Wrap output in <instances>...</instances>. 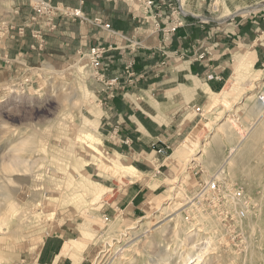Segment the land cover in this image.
I'll return each instance as SVG.
<instances>
[{"label": "rangeland", "instance_id": "1", "mask_svg": "<svg viewBox=\"0 0 264 264\" xmlns=\"http://www.w3.org/2000/svg\"><path fill=\"white\" fill-rule=\"evenodd\" d=\"M181 3L179 13L186 10ZM207 7L204 15L212 23L264 16V0H208ZM8 9L0 0V18L10 15ZM38 30L34 36L44 40L49 29ZM141 48L142 42L132 45L124 60H136ZM241 60L205 111L196 107L204 113L193 130L202 127L181 174L167 178L159 190L145 187L142 202L122 212L118 201L131 183L127 176H139L137 169L130 166L135 170L127 173L122 163H113L115 175L100 172L93 160L111 164V150L102 125L91 128L90 121L108 108V94L126 82L124 73L109 85L107 79L117 74L100 77L87 57L31 70L14 62L1 66L0 260L14 259L21 232L68 218L84 222L88 237L79 239L89 245L83 264H264V57L255 67L251 58ZM157 164L148 168L147 180L163 176ZM213 177L219 190L207 187ZM77 209L81 216L73 214Z\"/></svg>", "mask_w": 264, "mask_h": 264}, {"label": "crops", "instance_id": "2", "mask_svg": "<svg viewBox=\"0 0 264 264\" xmlns=\"http://www.w3.org/2000/svg\"><path fill=\"white\" fill-rule=\"evenodd\" d=\"M157 1L155 14H148L138 7L137 0H54L61 6L80 8L87 18H100L111 24V28L60 13L55 27L45 32L44 40L33 34V30L43 27L42 20H38L0 49V54L7 55L0 56V68L8 69L14 62L31 70L42 64L65 65L84 57L89 60L92 48L106 47L105 66L100 70L110 77L121 72L122 62L132 46L130 38L142 42L135 64L140 79L136 85L122 83L113 87L114 97L108 99V108L103 110L97 124L102 125L111 161L116 157L114 164L134 166L139 175L127 176L131 183L126 185L118 201L120 212L131 204L139 205L145 196V187L159 190L167 178L181 174L185 155L191 150H184L183 144L190 137L188 134L199 126L193 130L213 94L226 89L234 66L241 59L251 58L250 67H255L264 57L263 15L253 13L235 21L212 23V17L204 15L208 0ZM178 2L185 5L182 13L176 9ZM5 3L9 13L19 8L15 15L17 24L28 22L34 14L31 0H5ZM175 20L181 25L167 33L166 29ZM201 53L204 57L198 56ZM197 106L203 113L196 110ZM165 144L171 148L165 155H158L157 149ZM182 151L183 155L177 154ZM158 161L164 167L163 176L147 180L148 168L158 166ZM192 163L195 167L199 165V161ZM193 165L188 169L193 170ZM107 205L106 210L112 215V205ZM71 213L68 214L81 216L80 209ZM83 223L67 218L57 226L45 225L21 232L16 256L10 261L0 260V264H75L71 255L61 253L64 244L70 241L87 243L79 248L78 264H83L86 260L83 253L89 245L79 239L88 237L83 234Z\"/></svg>", "mask_w": 264, "mask_h": 264}, {"label": "built area", "instance_id": "3", "mask_svg": "<svg viewBox=\"0 0 264 264\" xmlns=\"http://www.w3.org/2000/svg\"><path fill=\"white\" fill-rule=\"evenodd\" d=\"M138 7L142 9L145 13L148 14H155L154 9L158 7V1L157 0H137ZM31 5L34 10L33 16L30 18V20L23 24H17L15 22V15L19 12V8L15 7L10 11V15H8L6 18H0V49L5 47V45L12 41L14 38H16L18 35H21L24 33L25 28L29 25H32L36 23L38 20H42L43 26L46 29L54 28L56 25V18L60 13H64L66 15L77 17L83 20H88L96 24H100L104 26L105 28H111V25L109 23L103 22L100 18H94L89 19L87 18L82 12L80 8H74L70 6H61L58 3H55L54 0H31ZM181 25V22L179 20H175L174 23L166 29L167 33L174 32L179 26ZM35 35L40 36L41 31L38 30L34 32ZM134 38H130L131 45H140L141 42L137 40H133ZM134 49V48H133ZM108 49L106 47H96L92 48L91 51L88 54L89 63L91 66L96 70L97 74L102 77L106 78V74L104 72H99L100 68L105 66L104 64V56ZM1 57L5 58L6 54H0ZM199 57H204V54L201 53L198 55ZM135 58H129L127 60H124L121 73H124L126 77L125 84L129 85H136L138 80L140 79V75L136 72L134 69L135 65ZM165 63V62H163ZM119 74L115 75L114 77H110L107 79V84L109 85H115L119 79ZM109 98L114 97V92H109L108 94ZM198 111H200V107L197 108ZM171 148L170 144H166L165 147L158 148V152L160 153H166L168 149ZM217 183L218 180L213 177V180H210L208 182V188L212 190L217 189ZM219 190V189H217Z\"/></svg>", "mask_w": 264, "mask_h": 264}, {"label": "bare ground", "instance_id": "4", "mask_svg": "<svg viewBox=\"0 0 264 264\" xmlns=\"http://www.w3.org/2000/svg\"><path fill=\"white\" fill-rule=\"evenodd\" d=\"M239 11H241V9H238V12ZM242 61V60H241ZM240 61V62H241ZM245 61V60H244ZM240 62L238 63V65L236 66V68H238L239 69V66L241 65L240 64ZM237 69V70H238ZM244 69V68H243ZM238 76V75H237ZM253 96V95H252ZM253 98V97H252ZM252 100V99H251ZM259 101H260V99H259ZM255 102H256V100H255ZM263 106V105H262ZM256 107V106H255ZM258 107V106H257ZM260 108H261V106H260ZM259 108V109H260ZM100 112H98V111H96L95 112V118L93 119V120H91L90 122H91V128H96L97 127V124H98V121H99V118H100ZM202 126L201 125H199L193 132H192V134L190 135V139L188 138V140L185 142V145L183 144V149L185 150V149H187V148H193L194 147V144H193V142L194 141H196V133L198 132V130H199V128H201ZM196 143V142H195ZM235 150H236V147H233V148H231V150H230V153L231 154H233L234 152H235ZM178 152H181L180 150L178 151ZM229 153V154H230ZM180 154V153H179ZM118 159L116 158V157H114L113 159H112V163L110 164H108V163H106V162H103L102 160L100 161V159H99V157H98V159H96V158H94V163H96L98 166H99V170H100V172L102 173V174H104V175H106L105 173L106 172H109V173H112V175H115V174H113V173H115V171H118V169H117V167L116 166H114L113 165V163H114V161L116 162ZM128 168V169H127ZM126 168V171H127V173L128 172H132V171H134L135 170V168L134 167H127ZM117 169V170H116ZM124 170V169H123ZM134 174V173H133ZM114 177V176H113ZM218 180V179H217ZM101 187V186H100ZM104 187V186H103ZM91 188V187H90ZM106 189V188H105ZM96 192V191H95ZM93 193H94V191H93ZM96 194V193H95ZM94 194V195H95ZM99 196H101L100 194H99ZM99 196H96L95 198H93L94 200L95 199H98L99 198ZM158 219V218H157ZM165 224V223H164ZM109 226V225H108ZM211 242V241H210ZM110 243V242H109ZM196 243V242H195ZM79 243H77L76 241H70V242H67V245H66V247L64 248V250L61 252L62 254H65V255H71L72 257H73V259H74V261H75V264H78V262L81 260V253L79 254V251H80V249L79 248H83V246H84V244H87V243H84V244H81V245H78ZM193 244V243H192ZM208 244V243H207ZM120 245V244H119ZM197 246V245H196ZM78 248V249H75V248ZM193 247V246H192ZM195 247V246H194ZM204 249H205V247H204ZM207 249V248H206ZM108 250V249H107ZM75 251H77V252H75ZM200 251V250H199ZM81 252V251H80ZM201 252V251H200ZM204 252V251H203ZM202 254V253H201ZM204 254V253H203ZM104 256V255H103ZM199 257V256H198ZM201 257V256H200ZM199 257V258H200ZM197 260V259H196ZM215 262V261H214ZM250 263V262H249ZM254 263V262H253ZM197 264V263H196Z\"/></svg>", "mask_w": 264, "mask_h": 264}, {"label": "trees", "instance_id": "5", "mask_svg": "<svg viewBox=\"0 0 264 264\" xmlns=\"http://www.w3.org/2000/svg\"><path fill=\"white\" fill-rule=\"evenodd\" d=\"M111 25V24H110ZM44 38H45V33H44ZM137 72V71H136Z\"/></svg>", "mask_w": 264, "mask_h": 264}]
</instances>
